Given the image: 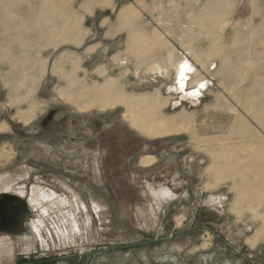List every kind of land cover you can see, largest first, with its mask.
Listing matches in <instances>:
<instances>
[{
    "label": "rangeland",
    "instance_id": "obj_1",
    "mask_svg": "<svg viewBox=\"0 0 264 264\" xmlns=\"http://www.w3.org/2000/svg\"><path fill=\"white\" fill-rule=\"evenodd\" d=\"M0 43V264H264V0H0ZM113 79L161 109L78 107Z\"/></svg>",
    "mask_w": 264,
    "mask_h": 264
},
{
    "label": "bare ground",
    "instance_id": "obj_2",
    "mask_svg": "<svg viewBox=\"0 0 264 264\" xmlns=\"http://www.w3.org/2000/svg\"><path fill=\"white\" fill-rule=\"evenodd\" d=\"M11 31V30H10ZM15 41V40H14ZM4 43V42H3ZM1 44V43H0ZM26 45V44H25ZM1 46V45H0ZM3 50V49H2ZM9 50V49H8ZM20 50V49H19ZM27 51H29L30 52V50H27ZM14 53V52H13ZM6 54V53H5ZM4 54V55H5ZM11 54H12V52H11ZM30 54V53H29ZM28 54V55H29ZM2 55V54H1ZM27 55V56H28ZM22 56H23V54H22ZM26 56V57H27ZM2 57V56H1ZM20 57V56H19ZM5 58V57H4ZM10 58V57H9ZM8 59V58H7ZM25 59H27V58H25ZM46 59V58H45ZM10 60V59H9ZM20 60V59H19ZM28 60V59H27ZM2 61V60H1ZM47 61V60H46ZM1 63V62H0ZM8 63V62H7ZM12 63V62H11ZM20 63V62H19ZM43 63H45V61L43 62ZM15 64V63H14ZM13 65V64H12ZM22 65V64H21ZM35 65V64H34ZM44 65V64H43ZM42 66V65H41ZM19 67V66H18ZM23 67V66H22ZM28 67V66H27ZM33 68H34V66H32ZM35 67H37V66H35ZM43 67V66H42ZM42 67H40V68H42ZM44 67H45V65H44ZM188 67H189V65H187V64H185L184 65V67H183V70H182V74H184L185 76L187 75V71H186V69H188ZM12 68V67H11ZM29 69V68H28ZM53 69V68H52ZM12 70H14V69H12ZM11 70V71H12ZM45 71V70H44ZM58 71V70H57ZM56 70H55V72H57ZM16 74H17V72L16 71H14ZM20 73V72H19ZM54 73V72H53ZM57 73H59V71L57 72ZM57 73H55V75L57 74ZM9 74V73H8ZM14 74V73H13ZM32 74V73H31ZM15 76V75H14ZM19 76V75H18ZM14 78V77H13ZM18 78V77H17ZM185 78V77H184ZM17 80V79H16ZM24 81V80H23ZM111 81V80H110ZM109 82V80H107L106 81V83H108ZM113 82H114V79H113ZM112 82V83H113ZM181 82V85H182V87H184V85H185V82L183 81V80H181L180 81ZM8 83V82H7ZM18 83H19V81H18ZM21 83V82H20ZM105 83V84H106ZM111 83V84H112ZM116 83V81L114 82V85L116 86L117 84H115ZM15 85H17V84H15ZM21 85V84H20ZM114 85L112 84V85H109V86H111V87H109L108 85V87L109 88H106L105 89V87H103L104 89L103 90H105V93H107L108 92V94H109V90H110V94L109 95H106V94H104V95H106V96H108V97H105L103 94V96L99 93V97L100 96H102V97H95L96 99H94V96H93V101H91V102H89L90 100H88V107L87 106H85V105H82L81 104V106H78V107H80V109L81 110H85V108H88L89 110H90V108L89 107H91V106H93L92 108H95L94 106H98L99 107V109L100 110H106V109H112V108H116L117 106H121V107H123V108H125V113H124V116L127 118L129 115H130V113L129 112H131V107H136V109H144L143 111H146V109H151L149 112L151 113V111H152V109H153V111H154V109H159L160 108V106H159V103H157V95L156 96H152V95H149V96H134L133 94H127L126 92H124V90L120 87V86H116V87H114ZM119 85H120V83H119ZM106 86V85H105ZM36 88V87H35ZM102 90V89H101ZM101 90H99V91H101ZM102 90V91H103ZM31 91V90H30ZM33 91V90H32ZM96 91V90H95ZM102 91H101V93H102ZM107 91V92H106ZM127 91V90H126ZM94 92V91H93ZM157 93H160V92H157ZM191 94L193 93V92H190ZM88 94H90V93H88ZM146 94V93H145ZM196 95V94H195ZM98 96V95H97ZM104 97V98H103ZM99 98V99H98ZM160 97H159V101H160ZM75 102H77L76 101V99H75V101H74V103ZM168 103V102H167ZM90 105V106H89ZM165 105V104H164ZM82 108H84V109H82ZM102 108V109H101ZM118 108V107H117ZM161 109V108H160ZM183 110H185L184 108H183ZM86 111V110H85ZM132 111H134V110H132ZM137 111V110H136ZM143 111H141V112H143ZM135 112V111H134ZM129 113V114H128ZM197 114V113H196ZM139 115H140V113H139ZM147 115V114H146ZM151 115V114H150ZM193 115V114H192ZM131 116H134V115H130V117ZM136 116V115H135ZM160 116V115H159ZM170 116H172V115H169V117ZM177 116H180L179 114H177ZM177 116H175V117H173L172 119L174 120V118H175V120H176V118H177ZM190 116V115H189ZM162 117V116H161ZM160 117V119H164L165 117H162L161 118ZM191 117V116H190ZM28 118V117H27ZM150 118V117H149ZM148 118V119H149ZM171 118V117H170ZM170 118H166L167 120H169ZM180 117H178V119H179ZM181 118H182V116H181ZM181 118H180V120H179V123L177 124L176 123V125H174V124H172V122H173V120L171 119V121H169V122H165V121H162V120H160V121H157V120H155L154 119V122H148V120L147 119H144V118H142L141 117V121H138L139 119H134V121H131L134 125H136V127L138 126V127H141V130H142V128H144L145 130H146V132H148L147 133V135H149V133L151 134V135H155L156 134V136L158 135V137L160 136L159 134H164V135H167V134H173V132H177V131H188V130H192V127H193V125H194V123L192 122V120H188L187 118H186V120H181ZM184 118H185V116H184ZM184 118H182V119H184ZM191 118H193V117H191ZM129 119H131V118H129ZM143 119H144V121H143ZM27 120V119H26ZM128 120V119H127ZM165 120V119H164ZM174 120V121H175ZM153 121V120H152ZM156 121V122H155ZM170 122H171V124H170ZM6 124V123H5ZM133 125V126H134ZM3 126V125H2ZM135 127V126H134ZM194 128V127H193ZM234 128V127H233ZM1 129V128H0ZM139 129V128H138ZM140 130V129H139ZM145 130H144V132H145ZM194 130H195V128H194ZM5 131H7V130H5ZM178 133V132H177ZM191 133V132H190ZM192 134V133H191ZM193 134H195V133H193ZM150 135V136H151ZM190 135V134H189ZM196 135V134H195ZM162 136V135H161ZM197 137H198V135H197ZM194 139L196 138V136L195 137H193ZM205 138V137H204ZM204 138H202V139H204ZM210 139V138H209ZM208 139V140H209ZM207 140V139H206ZM213 140V139H212ZM212 140H209V141H212ZM215 140V139H214ZM195 141V140H194ZM208 141V142H209ZM205 142V141H204ZM216 142V141H215ZM195 143V142H194ZM206 144H208V143H206ZM212 144H214L213 143V141H212V143H211V145ZM234 144V143H233ZM200 146V145H199ZM206 146V145H205ZM196 147V146H195ZM201 147V146H200ZM197 148V147H196ZM203 148H204V146H203ZM208 148V147H207ZM222 148V147H221ZM220 148V149H221ZM218 149V148H217ZM225 149V148H224ZM212 150V149H211ZM242 151V150H241ZM208 153V152H207ZM214 153V152H213ZM254 154V153H253ZM213 155V154H212ZM211 155V156H212ZM3 156V155H2ZM209 156H210V154H209ZM214 156H216V155H214ZM218 156H216V158H217ZM215 158V157H214ZM219 158V157H218ZM250 158V157H249ZM247 159V158H246ZM221 160V159H220ZM154 161H155V157H152V156H150V157H148V158H144L143 159V165H145V166H150L151 164H153L154 163ZM214 165V164H213ZM219 166V165H218ZM211 167V166H210ZM213 167V166H212ZM211 169H213V168H211ZM244 170V169H243ZM212 171V170H211ZM214 172V171H213ZM236 173V172H235ZM227 175V174H226ZM238 175L240 176V174L238 173ZM244 175V174H243ZM243 177V176H242ZM245 177V176H244ZM225 181V180H224ZM251 182V181H250ZM244 183V182H243ZM10 182L8 183V184H4L5 185V187H6V191H8V190H10L11 189V187H10ZM245 184V183H244ZM210 185V184H209ZM214 185V184H213ZM216 185V184H215ZM235 186V185H234ZM248 186V185H247ZM251 186V185H250ZM236 187V186H235ZM35 188V187H34ZM34 188H33V192H35V190H34ZM239 188H240V186H239ZM243 188H244V186H243ZM36 189V188H35ZM40 190V189H39ZM232 190H233V188H232ZM236 190V189H235ZM36 191H37V189H36ZM245 191V190H244ZM244 191H240L239 192V194H238V196H237V200H236V203L237 204H241V203H243L245 200H246V198L248 197H246V192H244ZM37 193V192H36ZM18 194H23V191H19V193ZM35 197V196H34ZM31 201H32V203L33 204H36L37 206H39V205H42V203L43 202H50V204L51 203H53V204H55V203H61V204H64V203H66V201L64 200V199H60V198H57L56 197V195H55V193H48V192H45V191H40V197H38V196H36L35 197V199H31ZM70 220V219H69ZM74 221V220H73ZM72 221V222H73ZM71 222V221H70ZM71 222V223H72ZM256 242H257V236L256 237H254L253 239H251V240H249V242L248 243H250L252 246H255L256 245Z\"/></svg>",
    "mask_w": 264,
    "mask_h": 264
},
{
    "label": "crops",
    "instance_id": "obj_3",
    "mask_svg": "<svg viewBox=\"0 0 264 264\" xmlns=\"http://www.w3.org/2000/svg\"><path fill=\"white\" fill-rule=\"evenodd\" d=\"M15 203H17V199H15L13 196L6 195L3 197L2 201H0V210H2V212L8 211V209L11 210L10 206ZM13 209H16V208L13 207L12 210ZM15 219L16 218H12V216H9V215L8 216L0 215V223H6L9 225V227H12L13 224L17 223ZM13 234H14L13 231L10 229L2 230V231L0 230V237L11 238Z\"/></svg>",
    "mask_w": 264,
    "mask_h": 264
},
{
    "label": "flooded vegetation",
    "instance_id": "obj_4",
    "mask_svg": "<svg viewBox=\"0 0 264 264\" xmlns=\"http://www.w3.org/2000/svg\"><path fill=\"white\" fill-rule=\"evenodd\" d=\"M152 157H154V156H152ZM153 164H151L150 166H152ZM141 165L144 166V167H150V166L143 165V160L141 161ZM155 194L162 195V196L163 195H170L171 194V191L168 190V189H163V190H160L159 192H155ZM65 201L67 202V200H65ZM83 206H84L85 209L87 208L85 204H83ZM215 210H218V209H215ZM0 214H1V212H0ZM66 220L69 221L68 218H66ZM76 226H77V224H76Z\"/></svg>",
    "mask_w": 264,
    "mask_h": 264
},
{
    "label": "snow or ice",
    "instance_id": "obj_5",
    "mask_svg": "<svg viewBox=\"0 0 264 264\" xmlns=\"http://www.w3.org/2000/svg\"><path fill=\"white\" fill-rule=\"evenodd\" d=\"M182 70H183V66H182ZM201 87H203V85H201ZM192 94H193V95H195L196 93H195V92H193Z\"/></svg>",
    "mask_w": 264,
    "mask_h": 264
},
{
    "label": "water",
    "instance_id": "obj_6",
    "mask_svg": "<svg viewBox=\"0 0 264 264\" xmlns=\"http://www.w3.org/2000/svg\"><path fill=\"white\" fill-rule=\"evenodd\" d=\"M217 209H220V207L218 205L215 206Z\"/></svg>",
    "mask_w": 264,
    "mask_h": 264
},
{
    "label": "built area",
    "instance_id": "obj_7",
    "mask_svg": "<svg viewBox=\"0 0 264 264\" xmlns=\"http://www.w3.org/2000/svg\"><path fill=\"white\" fill-rule=\"evenodd\" d=\"M189 79V77L186 78V80Z\"/></svg>",
    "mask_w": 264,
    "mask_h": 264
}]
</instances>
